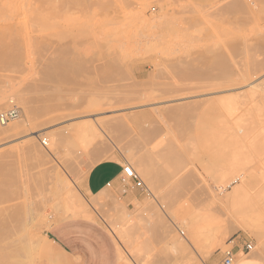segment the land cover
Listing matches in <instances>:
<instances>
[{
  "label": "rangeland",
  "instance_id": "obj_1",
  "mask_svg": "<svg viewBox=\"0 0 264 264\" xmlns=\"http://www.w3.org/2000/svg\"><path fill=\"white\" fill-rule=\"evenodd\" d=\"M40 1L22 18L30 34L0 46V112L14 101V122H24L0 136V264H202L238 235L260 244L264 0H227L228 12L223 0H79L98 1L90 10ZM71 16L80 21L63 29ZM179 106L184 117L173 118ZM139 156L160 172L146 180L138 172L149 196L131 187L123 194L120 183L96 197L83 193L90 166L138 169ZM19 213L33 250L19 252L26 245L7 235ZM194 228L202 236L193 248ZM184 239L190 244L175 251Z\"/></svg>",
  "mask_w": 264,
  "mask_h": 264
},
{
  "label": "bare ground",
  "instance_id": "obj_2",
  "mask_svg": "<svg viewBox=\"0 0 264 264\" xmlns=\"http://www.w3.org/2000/svg\"><path fill=\"white\" fill-rule=\"evenodd\" d=\"M40 1V0H39ZM42 2H44V4L43 5H45V7H46V5H48V3H50V0H41ZM40 1V2H41ZM63 1H65V0H63ZM72 1V0H71ZM76 4H79V6L81 5V4H83L84 6L83 7H85V5L88 3V1H87V3L85 4V2L84 1H81V2H79V0H73ZM36 2H38V0H23V1H17V0H0V46L2 47V45L1 44H4V45H6V41L7 40H9L10 38H11V40H13L14 41V39H16L15 37H17V39H18V37L20 38V36H21V38H22V35H23V37L25 36V35H27L28 33H29V26L31 25V24H29L28 25V23H27V21H25V20H22V18H27V16H29V15H27V13H31V12H29L30 10H33V8H37L36 7ZM52 2V1H51ZM55 2H56V0H55ZM58 2L59 3H61L60 2V0H58ZM57 2V3H58ZM90 2V1H89ZM92 2V1H91ZM101 2V1H100ZM185 2V1H184ZM188 2V1H187ZM186 2V3H187ZM223 2H224V7H221L220 9L222 10V12H223V10H226L227 12L228 11H230L231 9H230V3L228 4V1L227 0H223ZM46 3V4H45ZM67 4L66 5H68V2H66ZM51 4V3H50ZM69 4H70V2H69ZM92 5H94V4H96L94 1H93V3H91ZM97 4H98V1H97ZM96 4V5H97ZM52 5H54V6H51V7H55V4L53 3ZM59 5V4H58ZM74 6H78V5H75V4H73ZM89 4H87V6H88ZM92 5H89V6H92ZM57 6V5H56ZM70 6H72V4H70ZM69 6V7H70ZM82 6V5H81ZM80 6V7H81ZM87 6H86V8H87ZM88 6V9L90 10V8L91 7H89ZM48 7H49V5H48ZM50 7V8H51ZM60 7H61V4H60ZM94 7V6H93ZM58 6H57V10H58ZM77 8V7H76ZM82 8V7H81ZM181 7H179L178 8V10H180L183 14H184V16H185V13H187V12H190L189 10L187 11L186 10V7L184 8V10H182L183 8H181ZM241 8H242V10L241 11H244V9L245 8H243V6H241ZM241 8H239L238 10H240ZM56 9V8H55ZM63 9V8H62ZM67 9V8H66ZM70 9V8H69ZM71 9H72V7H71ZM83 9H85V8H83ZM188 9V8H187ZM190 9V8H189ZM219 9V10H220ZM247 9V8H246ZM48 10V9H47ZM52 10V9H51ZM51 10H50V12H51ZM59 10H60V8H59ZM74 10H75V8H74ZM88 10V11H89ZM187 12H186V11ZM192 10V9H191ZM234 10H236V12H237V6L235 7V9ZM42 11V10H41ZM64 11V10H63ZM66 11V10H65ZM64 11V12H65ZM70 11H72V10H70ZM86 11H87V9H86ZM179 11V12H180ZM53 12V11H52ZM55 12V11H54ZM76 12V11H75ZM74 12V13H75ZM85 12V11H84ZM191 12H193V11H191ZM190 12V13H191ZM218 12H220V11H218ZM235 11H234V14L236 13ZM49 13V12H48ZM68 13V12H67ZM66 13V14H67ZM194 14V13H193ZM202 14V13H201ZM204 14V13H203ZM202 14V15H203ZM208 14V13H207ZM205 14L206 16L205 17H210V15L208 14ZM212 14H216V13H212ZM27 15V16H26ZM31 15V14H30ZM41 15L43 16V14L41 13ZM53 15V14H52ZM56 15H57V13H56ZM55 15V16H56ZM71 15H72V13H71ZM75 15V14H74ZM188 15V14H187ZM54 16V15H53ZM58 16V15H57ZM62 16H63V14H62ZM76 16V15H75ZM192 16V15H191ZM20 17H21V19H20ZM29 17H31V16H29ZM28 17V18H29ZM41 17V16H40ZM73 16H71V18H65L63 21H62V26H63V29H64V27H66L65 28V30L66 29H68L71 25H73L74 23L76 24L77 22H79L80 21V19H78V16H77V18H75V17H73ZM197 17V16H196ZM204 17V16H203ZM202 16H201V19L203 18ZM204 17V18H205ZM211 17H213L212 15H211ZM42 18V17H41ZM41 18H39L40 20H41ZM64 18V17H63ZM187 18H188V16H187ZM194 18H195V14H194ZM198 19H199V17H197ZM198 19H196V20H198ZM200 19V20H201ZM206 19V18H205ZM42 20H44V18H42ZM42 20L40 21L41 23H42ZM191 21L193 20V17H192V19H190ZM204 20V19H203ZM86 21V20H85ZM204 21H207V20H204ZM44 22H46V21H44ZM55 22V21H54ZM83 21H81V23H82ZM93 22V21H92ZM160 22H161V20H160ZM193 23H194V21H192ZM197 22V21H196ZM199 22V21H198ZM209 24H210V22H209V20L207 21ZM85 23V22H84ZM83 23V24H84ZM86 23H87V21H86ZM86 23H85V25H86ZM88 23H90V22H88ZM87 23V25H89ZM165 23V22H164ZM201 23H202V20H201ZM201 23H199V24H201ZM44 24V23H43ZM55 24H57V23H55ZM158 24H160V23H158ZM166 24V23H165ZM203 24V23H202ZM207 24V23H206ZM51 25V24H50ZM80 25V24H79ZM79 25H78V27H79ZM163 25V24H162ZM192 25H194V24H192ZM52 26V25H51ZM53 26H54V24H53ZM76 26V25H75ZM89 26H91V24L89 25ZM93 26V25H92ZM91 26V27H92ZM202 26V25H201ZM205 26V25H204ZM209 26V25H208ZM42 27V26H41ZM68 27V28H67ZM91 27H89V28H87V27H85L84 25H83V30H88V32L90 31L91 32V30H90V28ZM94 27V26H93ZM199 27H200V25H199ZM209 27H211V24H210V26ZM53 28V27H52ZM62 28V27H61ZM71 29L73 28V27H70ZM196 28V27H195ZM194 28V29H195ZM70 29V30H71ZM75 28H73V30H74ZM76 29H77V26H76ZM79 29L81 30V28L79 27ZM92 29V28H91ZM197 30L199 29L198 27L196 28ZM61 30V29H60ZM59 30V31H60ZM78 30V29H77ZM76 30V31H77ZM62 31V30H61ZM72 31V30H71ZM171 31V30H170ZM173 31H174V29H173ZM63 32V31H62ZM73 32V31H72ZM172 32V31H171ZM170 32V33H171ZM199 32V31H198ZM213 32V31H212ZM65 33V32H64ZM64 33H62V34H64ZM84 33V32H83ZM30 34V33H29ZM28 34V35H29ZM172 34H173V32H172ZM171 34V35H172ZM61 35V34H60ZM74 35V34H73ZM185 37L184 38H186V34L184 35ZM190 36V35H189ZM13 37H14V39H13ZM33 37V36H32ZM32 37H31V39H32ZM174 37V36H173ZM236 37V36H235ZM238 37V36H237ZM7 38H9V39H7ZM176 38V37H175ZM182 38V35L180 36V39ZM184 38H182L183 40H184ZM6 39V40H5ZM187 39H188V35H187ZM242 39H243V37H242ZM1 40H4L3 42H1ZM20 40V39H19ZM186 40V39H185ZM237 40V39H236ZM238 40H240V39H238ZM13 41L11 42V43H13ZM15 41H17V40H15ZM8 42H10V40L8 41ZM17 42H19V41H17ZM242 42H243V40H242ZM244 42H246L245 40H244ZM243 42V44H246V43H244ZM10 43V44H11ZM22 43V41L19 43V44H21ZM241 43V42H240ZM9 44V43H8ZM14 44V43H13ZM4 45H3V47H4ZM16 45H17V43H16ZM8 46H10V45H8ZM238 46H240V44L238 45ZM237 46V47H238ZM0 47V48H1ZM6 47V46H5ZM242 48V47H241ZM235 49H236V47H235ZM246 49V48H245ZM244 49V50H245ZM242 50H243V48H242ZM243 50V51H244ZM239 51V50H238ZM237 51V52H238ZM16 53V52H15ZM131 53L132 52H129V55H127V56H125V58H127V59H125L126 61H128L129 60V58H131V56H133V54L131 55ZM127 54V52L125 53V55ZM13 55H14V53H13ZM122 55H124V54H122ZM137 55H138V53H137ZM17 56H18V54H17ZM10 59V58H9ZM122 59H123V57H122ZM15 61H16V59H15ZM172 66V65H171ZM173 67V66H172ZM175 67V66H174ZM168 68H169V66H168ZM176 69L175 70H179L180 68L179 67H175ZM224 68V67H223ZM172 69V68H171ZM224 71V70H223ZM241 77V76H240ZM247 77V76H246ZM244 78V77H243ZM231 86V85H230ZM7 92H3L2 94H0V102L1 101H5L4 99L6 98L7 99ZM9 100H11V99H9ZM8 100H6V102H7ZM5 103V102H4ZM6 105V104H5ZM183 108V106L181 107V106H179V107H175V108H172V109H170V113H172L173 115H171L170 113V115L173 117V118H175V117H184L183 115H184V113H182L181 111V109ZM184 110V109H183ZM184 112V111H183ZM186 113V112H185ZM24 125V122L23 121H18V122H12V123H10V124H8V125H5V126H1L0 125V136H5V134H7L8 132H10V131H16L17 132V129L19 128H21L22 126ZM91 125H88V130L87 131H85V132H81V135H80V141L83 143V144H86L87 142H89V140H90V136H91V133H93V131H92V128L90 127ZM11 133V132H10ZM9 133V134H10ZM13 134V133H12ZM41 135H36V136H34L36 139H38L39 137H40ZM10 137V136H9ZM3 138V137H2ZM252 150V149H251ZM40 151H38V153H39ZM250 152V151H249ZM40 154H42V152L40 153ZM131 154V153H130ZM250 154V153H249ZM132 155H133V153H132ZM131 155V158L130 159H132V157L134 156V155H136V153L132 156ZM248 155V154H247ZM130 156V155H129ZM140 157V156H139ZM144 156H142V158L141 159H139V158H136V161L138 160V169H137V167H135V164L134 163H132L131 165H132V168H133V170L135 171V173L138 175V172H140L141 173V175H142V177H143V179H148V178H150V177H155V176H158V174H160V172L159 173H157V172H152L153 170H151L152 169V167H150L149 165V163H148V161L146 160L147 158H143ZM250 157V156H249ZM248 157V158H249ZM134 159H135V157H134ZM250 160V159H249ZM252 163H254V162H252ZM128 165H130V162H129V164ZM130 165V166H131ZM94 165H92V166H90L89 167V169H88V171L86 172V173H88L91 169H92V167H93ZM262 167H264V166H262ZM263 172V171H262ZM162 173V172H161ZM232 195H233V199H234V201L235 200H237V197H238V193H237V191L236 190H234L233 192H232ZM68 200V199H67ZM71 200V199H70ZM70 203H71V201H70ZM68 204V203H67ZM69 205V204H68ZM66 206V205H65ZM70 206V205H69ZM73 208H75V205H74V207ZM68 209V208H67ZM71 209V208H70ZM64 210V209H63ZM172 213V212H171ZM20 214V213H19ZM15 214L16 215V217H13L14 219H12L13 220V222L12 221H10L9 223V226H7V228H8V230H9V232H7V235L8 234H10V236L11 237H13L14 238V242L16 241V242H19V243H23L24 245H26V248L24 247H22V248H20V250H19V252H22L24 249H27V247H30V246H32L34 243H35V241L33 240V239H31V236H29V232H28V230L30 229L29 228V222H28V217H26V215L25 214ZM163 214H164V217L165 218H167L166 220H168V221H170V220H172V221H175V219H173V218H175V217H173V213H172V217L173 218H169V216L167 215L168 213H165V212H163ZM171 215V214H170ZM170 219V220H169ZM176 222H177V220H176ZM175 222V223H176ZM170 223V222H169ZM173 223V222H172ZM175 223H173V224H175ZM174 226H176V225H174ZM178 227V226H177ZM0 228H1V226H0ZM6 228V227H5ZM2 229V228H1ZM243 228L241 227V226H235L232 230H233V232L234 231H236V230H242ZM7 230V229H6ZM178 230H179V228H178ZM232 232V231H231ZM4 234V233H3ZM2 234V235H3ZM12 234V235H11ZM230 235V234H229ZM1 236V235H0ZM6 236V235H5ZM9 237V236H8ZM10 238V237H9ZM12 238V239H13ZM2 239V238H1ZM2 241V240H1ZM9 241H10V239H9ZM14 242H12V240H11V244H14ZM38 242V241H37ZM188 241L186 240V239H184V240H180L179 242H177V243H173V249L175 250V251H178V250H180V249H185V246H186V243H187ZM5 244V243H4ZM7 244H9L10 245V243H7ZM22 244V245H23ZM36 244V243H35ZM188 244H190L189 242L187 243V245ZM14 245H17V244H14ZM21 246V245H20ZM19 246V247H20ZM1 247H2V245H1ZM15 247V246H14ZM34 247V246H33ZM32 247V248H33ZM9 248V247H8ZM13 248V247H12ZM18 247H16L15 249H17ZM31 248V247H30ZM31 248V249H32ZM10 249V248H9ZM19 249V248H18ZM12 250H14V249H12ZM33 250V249H32ZM5 251H7V250H5ZM10 251V250H9ZM24 251H26V250H24ZM15 253H16V251H15ZM32 253V252H31ZM1 254V253H0ZM6 255H8V253H5ZM22 254V253H21ZM25 254V253H24ZM27 254V253H26ZM209 254V253H208ZM5 256V255H4ZM9 256V255H8ZM30 256V255H29ZM15 257V256H14ZM20 258V257H19ZM14 259V258H13ZM18 261V260H17ZM15 260H13V262L12 263H10V264H17L18 262H16Z\"/></svg>",
  "mask_w": 264,
  "mask_h": 264
},
{
  "label": "crops",
  "instance_id": "obj_3",
  "mask_svg": "<svg viewBox=\"0 0 264 264\" xmlns=\"http://www.w3.org/2000/svg\"><path fill=\"white\" fill-rule=\"evenodd\" d=\"M200 1L210 3L220 0ZM121 171L122 165L119 162L103 161L96 163L88 172V176L83 182V193L87 196L96 197L107 193V188L117 189L119 187V176ZM201 229L202 228L192 229L191 235L194 242L192 247L199 245V239L202 236ZM243 243H251L253 245V250L245 252L243 249ZM225 246L233 247V253L235 255L234 264H264V235L261 237L260 244L255 240H248L244 236L238 235L233 240L226 242ZM223 252L224 251H222L221 248H218L212 255L211 252H208L209 254H204L203 259L206 261H202V264H220L223 258Z\"/></svg>",
  "mask_w": 264,
  "mask_h": 264
},
{
  "label": "built area",
  "instance_id": "obj_4",
  "mask_svg": "<svg viewBox=\"0 0 264 264\" xmlns=\"http://www.w3.org/2000/svg\"><path fill=\"white\" fill-rule=\"evenodd\" d=\"M20 118V108L14 101L9 102L8 109L0 112V125L5 126L14 121H17ZM43 146H47V141H42ZM119 183L124 186L126 189L123 194L127 193L128 188H139L144 189L146 195L149 196L150 194L146 190L144 184L139 179L138 175L133 170L132 166L128 164H124L122 166V171L119 176ZM182 234V233H181ZM243 249L245 252H249L253 250V245L251 243H243ZM235 262V255L233 253V247H229L228 249L224 250L223 258L220 264H234Z\"/></svg>",
  "mask_w": 264,
  "mask_h": 264
}]
</instances>
